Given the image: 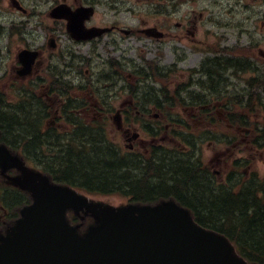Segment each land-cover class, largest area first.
I'll list each match as a JSON object with an SVG mask.
<instances>
[{"label":"flooded vegetation","instance_id":"af4514ba","mask_svg":"<svg viewBox=\"0 0 264 264\" xmlns=\"http://www.w3.org/2000/svg\"><path fill=\"white\" fill-rule=\"evenodd\" d=\"M17 1L11 0V6L16 4L25 10L28 9L26 1ZM193 2L195 6L203 3V11H200L201 8H194L189 12L182 11L184 5L189 6ZM230 2L244 3L251 10L255 8L258 13H255L254 17L261 19L264 0H227L229 5ZM61 4L67 5L70 18L50 19V25L53 26L50 28V37L53 41L46 39L42 48L32 45L22 48L38 54L30 68L32 73L27 77L21 76L19 69H22V66L18 62L11 68V73L6 74L7 83L3 87L6 90L2 95L4 108L10 114L12 122L4 125V128L13 126L0 132L5 136L9 134L10 137H19L20 145L16 152L34 151L33 147L73 151L87 144L89 132L94 134V137H99V134L109 136L111 126L114 125L116 131L124 137L131 157L140 152V147L146 141L143 136L152 137L148 151L153 152L154 161L162 162L165 159L163 156L167 154L171 158L168 168H173L175 161L186 163L192 170L193 177L200 181L205 189L217 194L218 183L215 176L199 160L196 161L197 156L192 153L193 148L185 145V151L176 152V148L166 145L165 134L162 138L160 135L168 128L186 126L184 121L189 116L193 121L216 120L212 111L222 103L216 96V72L219 64L220 68H225L228 59L225 60V53L213 43L218 35L225 39V21L215 16L209 7L219 4L225 6V0H57L50 9ZM124 13L129 14V17H122ZM101 30L105 32L87 41L76 37L81 36L80 32L98 35ZM56 32H62L66 40H60ZM135 39L139 41L140 47H144L154 56V69L143 68L138 64V54L135 60L126 57L128 50L138 52L137 45H128L123 53L122 43ZM51 44H54L55 48H51ZM145 50H142V53L148 55ZM164 50L171 54L169 67L158 64L161 60L158 58L164 56ZM228 50L225 48L226 52ZM192 54L195 59H189ZM91 62L97 66H92L94 63ZM178 65L187 68L181 70L180 83L176 86L178 102L184 104L186 98H189L194 107L182 108L180 114H169L163 107L176 104L168 93V79L172 72L165 75L160 73L159 69L174 71ZM86 66L99 69L100 80L105 83L104 88H108L104 89V93L100 87H90L84 80L75 82V85L73 81H69L75 73H81V69H89L84 68ZM60 69H67V76L63 75ZM128 69L133 70L127 74ZM154 71L165 76L161 81H157L160 84L159 90L148 88L153 82L145 81L153 80ZM240 71L243 72V69ZM89 72L91 70H88ZM228 73L225 69V95L231 82ZM234 73L237 76V73ZM10 76H13L15 81H8ZM142 87L148 88L145 89V94ZM84 92L87 93L85 97ZM202 96L204 105L197 108L196 99ZM112 103L119 104V109L113 107ZM197 109L200 113H196ZM187 110L190 111L189 114L186 113ZM14 112H20L24 118L20 119ZM219 112L225 121L230 120L226 110L217 108V115ZM25 118L37 120L26 121ZM20 120L23 123L22 129L16 128ZM210 131L216 134L215 131ZM230 131L225 132V137L229 136ZM174 138L184 143L182 138ZM158 139L160 142H157ZM175 143L176 141H172V144ZM27 164L34 166L28 160ZM10 174L18 175V172L12 171ZM0 181L1 185H6L4 177L0 176ZM234 185L225 183L227 189ZM24 193L25 197L27 194ZM6 223L4 216L0 215V230H4Z\"/></svg>","mask_w":264,"mask_h":264},{"label":"water","instance_id":"95a60500","mask_svg":"<svg viewBox=\"0 0 264 264\" xmlns=\"http://www.w3.org/2000/svg\"><path fill=\"white\" fill-rule=\"evenodd\" d=\"M67 10L61 5L51 16L68 19ZM36 57L31 51L19 54L26 67L22 75L30 74ZM13 168L24 178L11 180L34 201L0 234V264H249L227 237L198 225L174 202L115 207L93 201L70 186L51 184L0 145V169ZM68 211L94 224L80 233L82 225H72Z\"/></svg>","mask_w":264,"mask_h":264},{"label":"trees","instance_id":"16d2710c","mask_svg":"<svg viewBox=\"0 0 264 264\" xmlns=\"http://www.w3.org/2000/svg\"><path fill=\"white\" fill-rule=\"evenodd\" d=\"M240 65L239 62L236 64V58H229L225 69H239ZM225 69L218 67L217 75L221 76ZM249 83H254L250 86L253 90L261 89L258 95L264 102V78L251 79ZM252 97V93H247L244 102L239 95L229 92L227 107L234 116L233 122L247 129L253 128L257 133L256 145L264 148V121L255 127L249 126L250 116L255 114ZM237 116L239 120L234 121ZM11 122L10 116L0 113L1 128ZM22 127L20 120L16 128ZM99 135L94 137L89 132L90 138L84 146L51 157V166L45 171L56 181L91 194H119L139 203L174 198L191 207L201 225L228 237L249 263L264 264V176L252 174L247 180H236L234 186L214 194L193 177L186 163L175 161L173 168H168L171 158L167 154L162 162L141 156L122 158L106 138ZM3 202L8 210H14L29 201L22 193L11 192Z\"/></svg>","mask_w":264,"mask_h":264},{"label":"rangeland","instance_id":"374dc122","mask_svg":"<svg viewBox=\"0 0 264 264\" xmlns=\"http://www.w3.org/2000/svg\"><path fill=\"white\" fill-rule=\"evenodd\" d=\"M22 1H26V7L29 9L28 13H35V16L31 18L30 16H24L15 8H12L11 0H0V91L2 93L4 90H6V88H3L7 83L6 74L11 73V68L15 64H18V52L21 51L25 45L38 46L42 48L46 39H52L50 37V28H52L53 26L50 25L52 21H50V17L48 16V14L51 11L50 8L52 7L54 1L57 0ZM194 3L195 2H193L189 6L184 5L181 8L182 11L189 12L194 8H197L198 10L199 8H201L200 11H203V3L198 4L197 6H195ZM209 10L213 11L215 16H218L222 21H225V39L218 35L217 38L213 40V43H216L217 48H219L222 53H225V60L231 57V55L229 54H232L241 59V61L247 63L249 61L252 64L253 69H256L257 67H259V69L260 67L264 69V6L261 9V19H258L257 16L254 17L255 13H258L255 8L251 10V8L246 7L244 3L239 4L237 2H230L229 5L227 3V0H225V6L219 4L216 7H209ZM182 13L183 12H181V14ZM122 17L128 18L129 14L124 13ZM219 33H221V31ZM56 35L58 38H60V40H66L62 32H56ZM128 45H137V47H139L137 53L140 52L142 55H144L142 53V50H145V48H140V44L137 39L133 41L127 40V42H123L121 47L123 53ZM225 48L229 50L226 52ZM137 53L135 51L128 50L126 57H132L133 59H136ZM145 53L148 55H145V59L142 57L143 61L139 60L140 58L138 54V62H148L155 59L154 56L149 54L147 50H145ZM163 55V59L162 57L158 58L159 60L161 59L158 64L162 67H169V64H171V54L164 50ZM190 57L191 58L189 59H195L194 54H192V56ZM93 63L94 62H91V64ZM92 66L95 67L97 66V64L94 63ZM177 67L178 73L172 74L168 79V83L170 85L168 86L169 88H171L170 94L174 92V89L180 83L181 70L187 69L182 65H178ZM84 68L89 69H81V73H75L73 77L69 79V81H73L75 85V82L80 83L81 80H84V83L88 84L90 87H100L102 92L104 93V89L108 88H104L105 83L101 82L100 80L99 69H90L89 66H86ZM241 69L246 68L241 67ZM88 70H91V72L88 73ZM160 70V73L166 75V69ZM60 71H62L63 75L65 76H67L66 72H69L67 69H60ZM128 73H131V69L130 71H127V74ZM156 73V75H153L152 81L154 87L157 88L160 87V84L157 81H161L165 76L158 74V72ZM236 73L237 76L233 77V83H230V87L236 94L252 93V103L255 104V114L250 116L251 120L249 121V126L255 127L256 125H259L264 121V115H262V112L264 113V102H262L261 96L258 95L260 93V91H258V88H254L255 90H253L247 85V83L249 80L257 77V74L249 71H236ZM97 79H99V83H97ZM8 81H15V79L13 76H10ZM105 82L107 84V81ZM129 83H127L128 86L130 85ZM86 95L87 93L84 92V97ZM123 100L124 99H122V101ZM220 101L224 102L225 100ZM112 106L116 107V109H119V104L112 103ZM175 109L177 110L175 112L177 114H180L182 112L178 107H175ZM216 109L217 107H215L212 111L214 113V117L216 118L215 121H207L205 119H202L201 121H193L191 116L187 117L184 121V123H187V125L198 132V140L200 138L204 139V141L199 140L196 142V150L194 153L197 156L196 161L199 160L201 164L209 169V171L215 176L217 183L224 184L225 174L231 173L232 170L236 169L235 159L237 158L247 159V162H249V170L247 167L244 168L245 163L243 164L242 169H246V172H248L249 175L255 173L260 177L264 176V148L257 147L252 143V139L255 135V130L253 128H249L250 132H246L240 130L239 128H237V126L234 127V124H236V122H233L231 120L225 121V118L221 117L222 113L219 112L217 115ZM196 113L200 112L197 111ZM237 120H239L238 116L234 121ZM177 128L181 131H185V129L182 127ZM169 130L171 131V133ZM209 130L215 131L216 134L209 133ZM230 130H233V133L238 135L239 138H226L225 132H228ZM205 131L207 132L204 134H207L206 136H208V138L206 139L202 136V132ZM178 132L179 131H175V128H168L167 130L162 132L160 137L162 138L163 134H165L164 141H167V146L171 145L172 148H180L181 150L185 151L186 149L184 148V146L187 144H185V142L183 143V141H180L179 139L176 140L174 138L179 135ZM188 132H190V130H188ZM183 133L184 132H182L181 134ZM145 137L146 136H143L146 141L139 150L140 152L147 154V152H149L148 148H150V139L152 137ZM108 139L110 141H113L119 147L121 146V150L123 153L129 152L125 145L124 137L116 131L114 125L111 126ZM172 141H176V143L172 144ZM157 142H160V139H158ZM222 184L219 185V187H222ZM89 197L95 201L111 204L115 207L124 206L128 202L125 197L119 195H89Z\"/></svg>","mask_w":264,"mask_h":264}]
</instances>
